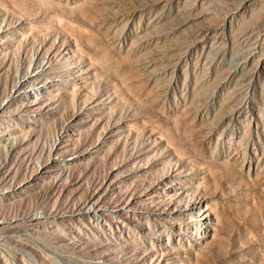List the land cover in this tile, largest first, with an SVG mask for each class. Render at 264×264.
Listing matches in <instances>:
<instances>
[{"label": "rangeland", "instance_id": "374dc122", "mask_svg": "<svg viewBox=\"0 0 264 264\" xmlns=\"http://www.w3.org/2000/svg\"><path fill=\"white\" fill-rule=\"evenodd\" d=\"M0 119V264H264V0H0Z\"/></svg>", "mask_w": 264, "mask_h": 264}, {"label": "bare ground", "instance_id": "6f19581e", "mask_svg": "<svg viewBox=\"0 0 264 264\" xmlns=\"http://www.w3.org/2000/svg\"><path fill=\"white\" fill-rule=\"evenodd\" d=\"M122 1H124V0H122ZM1 120H3V119H0V121H1ZM2 127H4V125H3Z\"/></svg>", "mask_w": 264, "mask_h": 264}]
</instances>
